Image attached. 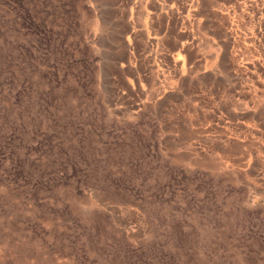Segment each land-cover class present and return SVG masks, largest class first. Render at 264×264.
<instances>
[{"label":"rangeland","instance_id":"374dc122","mask_svg":"<svg viewBox=\"0 0 264 264\" xmlns=\"http://www.w3.org/2000/svg\"><path fill=\"white\" fill-rule=\"evenodd\" d=\"M101 1L0 0V264H264L242 150L113 68Z\"/></svg>","mask_w":264,"mask_h":264},{"label":"crops","instance_id":"0c3cea01","mask_svg":"<svg viewBox=\"0 0 264 264\" xmlns=\"http://www.w3.org/2000/svg\"><path fill=\"white\" fill-rule=\"evenodd\" d=\"M263 3L106 0L95 8L116 41L109 52L122 49L113 68L147 91L154 85L158 108L194 110L207 140L242 150L236 160L252 192H264Z\"/></svg>","mask_w":264,"mask_h":264}]
</instances>
